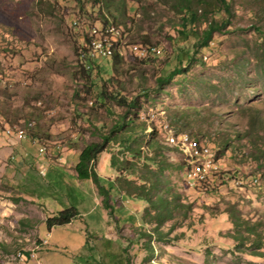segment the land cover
Here are the masks:
<instances>
[{
  "label": "rangeland",
  "instance_id": "1",
  "mask_svg": "<svg viewBox=\"0 0 264 264\" xmlns=\"http://www.w3.org/2000/svg\"><path fill=\"white\" fill-rule=\"evenodd\" d=\"M190 1L198 14L209 11L207 21L196 23L197 31L212 19L226 23L213 33L209 48H196V39L179 33L181 17L188 16L180 7L186 0H84L83 13L78 0H0V264H264V258L236 250L225 212L234 207L264 228V130L261 125L251 129L247 109L255 103V115L264 119V0H226L229 13L219 0ZM97 5L124 24L118 27L126 45L149 36L160 47L157 59L142 63L127 46L115 68L103 58L101 72L84 78V60L76 51L84 25L100 18L92 13ZM178 59L182 71L159 84ZM110 77L117 82L109 83ZM99 86H120L121 96L138 99L140 107L127 116L144 124L145 130H138L147 132L142 151H152L145 142L153 129L159 143L176 148L161 150L171 164L164 174L191 209L168 237L151 241V256L143 248L142 233L150 228L142 217L147 203L115 190L106 207L91 179L75 177L84 143L99 140L97 129L108 130L126 108L97 99ZM74 92L84 100L79 106ZM178 109L195 116L175 123L170 113ZM30 128L38 132L35 143L27 135ZM19 130L22 139L8 133ZM185 133L192 142L183 143L182 151L177 141ZM108 151L117 152L118 146L109 143ZM109 152L99 155L95 171L114 179L118 172L109 165ZM187 154L197 158L193 166L207 168L205 173L214 165L216 178L202 186L188 183L187 176L185 182L176 165ZM230 174L235 181H225ZM72 207L79 216L47 228L48 218Z\"/></svg>",
  "mask_w": 264,
  "mask_h": 264
},
{
  "label": "trees",
  "instance_id": "2",
  "mask_svg": "<svg viewBox=\"0 0 264 264\" xmlns=\"http://www.w3.org/2000/svg\"><path fill=\"white\" fill-rule=\"evenodd\" d=\"M78 1L81 4L80 13H83L82 9H84V0ZM219 1L222 4L223 10L229 13L230 6L226 2V0ZM180 7L185 8L186 12H188V16L183 15L179 22L182 27V29L179 31L180 35L186 34V39L190 41L196 39V41L192 43L195 44L196 48H209V41L211 40L213 33L224 27L226 23L223 22V20L212 19L208 22L206 27L201 32H199L195 29L196 23L199 20L207 21L209 11H207V9H203V11L198 14L197 8L192 6V2L190 0H186V3L182 4ZM92 10L94 11L92 13L96 14L100 18L94 19L93 25L91 23L84 25L85 29L83 30L82 35H80L82 38V44L76 51L79 55H81L82 49H86L85 43L87 44V42L90 41L91 37L89 35H93L91 31L94 26H96L97 28L102 27V29H104L110 24L116 26L117 28L120 25H124L121 23H117L114 17L111 18L110 16L105 15L103 12H101V8L98 5L93 7ZM94 14L91 15L93 16ZM96 21L99 22V25H95ZM188 24L191 25L189 29H187ZM189 31L192 33V35H187ZM93 33H97V30H94ZM106 33L113 36L116 34V31L114 28H109L106 30ZM106 33L105 35L101 34L100 37L103 35V38H101L100 40L98 39V41H94L95 36H93V43L101 42L103 47H106L105 49H107L108 51L107 55H109L111 53L110 48L112 47V44H109L110 40L109 38H107ZM132 43H140V45L147 46L148 49H150V47H153L154 49L160 50V47L158 45L152 44L154 42H151V39L147 35H143L141 41H134ZM105 44H107V46H105ZM126 46L129 47V45ZM183 49L184 48H182L181 50L183 51ZM112 50L113 53L108 57L100 56L95 58L89 57L88 59H86V62L82 63L80 70L83 77L90 79L91 74L94 71L101 72L99 61L103 58H107L109 60V63H111V67L115 68L120 63V61H122V56L116 51V49L112 48ZM151 51L152 50L149 51L146 58L138 60H140L142 63H146L149 61L154 62L161 51L159 53L157 51ZM186 52L187 54H185V57L189 58V51ZM177 63L178 66L171 70L168 75L161 76L157 79L159 84H163L164 82L169 81L173 76L182 71V61L178 59ZM112 81L116 83L117 79L110 77L109 83H113ZM122 92L123 90L120 86H114L112 89H106L104 86H99L95 91L97 99L115 100L117 104L125 105L126 108L125 111L120 115V118L116 119L111 124V127L108 130L104 131L103 128H94L98 130L97 134L99 135V140H91L84 143V146L78 154V158L74 166V172L76 179H91L94 182L99 194L103 196L102 200L106 207L109 206V197L111 192L115 190L121 192L125 196L136 197L138 199L144 200L147 203L144 208L142 217L143 224L148 225L150 228L145 229L142 233L144 236H146V239L143 243V248L147 251L148 255L151 256L154 254L155 250V246L151 245V241H161L164 238L168 237V234L174 229V226L180 223L177 222L179 217H187L188 212L191 209V205L181 199V194L176 190V186L172 185L169 175L164 174V170L166 169V167H171V164L167 163L166 157L163 155L161 150L164 147H168L169 149L172 148L173 150H175V146H170L169 142H164L165 144H163L162 142L159 143L160 140L156 138L157 131L153 129L152 132L147 134V140L145 142V144L147 145L145 146H150V149L153 152L151 151L149 153L142 151L140 146V143H142V134H146L147 132L139 133L138 130L140 129V131H144V124L143 122L139 124V119L136 116L133 118H129L127 116L130 110L135 108L138 110L137 107H140V104L137 98L128 101L125 96H121ZM73 100L77 106H79L78 102H84V100L81 101V98L79 97V94L77 92H74ZM91 103L92 102H90V104ZM88 108H90L88 111H92L93 114L96 115V112H94L91 107ZM247 109L251 115V129H253L255 126L261 125L262 129L264 130V119L260 120L258 116L255 115L256 111H258L255 108V103L250 104ZM79 113H81L82 115H86L85 113H83V111H80ZM191 114L195 116V114L193 113L186 112L185 110L181 111L179 109L172 110V112L170 113L171 118H173L175 123H177L176 121L180 119H187ZM256 119L259 120L256 121ZM19 132H21V130H19L17 133ZM37 133V131L34 132L33 128H30V131L27 134L28 137L33 140V143H35L34 140L35 138H37ZM19 134L24 135L23 133ZM14 135L16 136V133ZM197 140H199V138ZM171 142H173V140H170V143ZM180 142L181 139L177 141L178 144ZM194 142L196 145L201 144L195 140ZM109 143L116 144L118 146V151L110 153L108 151ZM196 147L200 150L203 149L201 146ZM211 148L213 149V147ZM193 150L195 151L196 149ZM41 151L43 152L44 148L41 149ZM103 152L110 153L109 165L114 171L118 172V175L114 179L102 178L95 171L98 157ZM191 158L195 160L194 156H191ZM150 163H152L154 166L152 167ZM176 167H179V169L183 171V179L185 180L188 173L187 171H189L190 168L189 160H182V162H180L179 165H176ZM216 172L217 171H215V166L213 165V167L210 168L209 173L205 174V178L203 180L196 179L197 182H201V184L197 183L196 186H202L203 184H207L209 181L216 178V176L218 175L215 174ZM130 175L134 176V178H137L139 180V183L136 182L135 179L129 178ZM229 178L230 182L235 181V176L232 177L231 174L225 179V181H227ZM254 178L256 177L253 176L252 179L254 180ZM253 180L251 181L253 182ZM182 182L184 185V181ZM203 188L206 189L209 187L204 186ZM235 210L236 209L234 207H229L227 210H225V212L227 213L229 221L232 224L233 232L231 234L229 233V235L235 243L234 245L236 250H246L249 251L247 253L249 255L264 258V251L262 250L264 243V228L261 227V222H252L248 218H243ZM79 215L80 214L78 210L72 207L63 211H59L56 215L48 218L45 224L48 229L53 226L68 225L74 217ZM168 221H171V224H169L166 230H164L163 227Z\"/></svg>",
  "mask_w": 264,
  "mask_h": 264
},
{
  "label": "bare ground",
  "instance_id": "3",
  "mask_svg": "<svg viewBox=\"0 0 264 264\" xmlns=\"http://www.w3.org/2000/svg\"><path fill=\"white\" fill-rule=\"evenodd\" d=\"M109 28H114L115 29V31H116V34L115 35H109V34H107L106 33V30L107 29H109ZM94 30H97V33H93V31ZM91 33L93 34V35H98V28L97 27H94L93 29H92V31H91ZM105 33H106V35H107V38H109V44H112V47L110 48V51H111V53L109 54V55H111L112 53H113V50H112V48L113 49H116V51L122 56L123 55V51H122V49L125 47V42H124V36H123V32H121V29L118 27H116V26H114V25H109V26H107L106 28H104V29H102L100 32H99V36H95V40L94 41H98V39L100 40L101 38H103V35H105ZM101 34H103L101 37H100V35ZM109 35V36H108ZM105 38V37H104ZM106 38V39H107ZM93 41V42H94ZM98 44H100L101 45V47H103V45H102V43L101 42H97ZM105 46H107V44H105ZM104 48V47H103ZM106 48V47H105ZM104 48V49H105ZM129 48L132 50V52L135 54V56L137 57V58H140V59H144L145 57L143 56L142 58H141V53H140V44H136V45H129ZM109 49V48H108ZM150 50H152L151 52H153V51H157V49H154L153 47L151 48L150 47V49H148L147 48V46H145V50H144V54L146 55V53H149V51ZM105 51H106V55L108 54L107 52V49H105ZM151 52H150V54H151ZM81 55H82V52H81ZM109 55H107V57L109 56ZM80 56V55H79ZM80 60H84V63L86 62V59H80ZM19 133H23L22 131L21 132H19ZM19 133H16V137H18V135H19ZM14 134H15V132H14ZM184 135H188V134H184ZM20 136L21 137H23L24 135H22V134H20ZM173 138L174 137H172L170 140H173ZM183 140H184V142H183ZM188 138H187V136H183L182 138H181V142L179 143V145H180V148L182 149V151H184V148H183V146H182V144L183 143H187L188 142ZM192 140H194V139H192ZM197 142H199V141H197ZM200 143V142H199ZM202 144V143H201ZM202 145H204V146H207V145H205V144H202ZM44 148V151H45V147H40L39 148V150H41V149H43ZM43 151V152H44ZM194 151V150H193ZM42 152V151H41ZM194 154H195V156H197L198 157V155H200L199 154V151L198 150H195L194 151ZM188 155V154H187ZM192 156H194V155H192ZM188 157H189V159L187 158V160H189V162H190V168H189V171H187L188 173H187V182L188 183H190V181H192V182H194L196 179H199V180H203L204 178H205V174H207V173H205L206 172V170H207V168H205V167H203V165H201L202 166V168H201V166H199V163L197 162L196 164H194V166H193V161H196V159L197 158H195V160L193 159V158H191L189 155H188ZM203 157V156H202ZM200 158V157H199ZM202 161H204L203 159H201ZM214 161V160H213ZM195 163V162H194ZM214 163H215V161H214ZM206 166V165H205ZM190 173H192L193 174V177H190ZM197 183H200L201 184V182H197V180H196V183L194 184V186H196L197 185Z\"/></svg>",
  "mask_w": 264,
  "mask_h": 264
},
{
  "label": "built area",
  "instance_id": "4",
  "mask_svg": "<svg viewBox=\"0 0 264 264\" xmlns=\"http://www.w3.org/2000/svg\"><path fill=\"white\" fill-rule=\"evenodd\" d=\"M96 27V26H94ZM102 30L101 28H98V35H89L91 37L90 41L87 42V44L85 43L86 49H82V55L78 56V59H88L89 57L91 58H95V57H100V56H107L106 55V51L103 47H101L100 44L98 43H93V36H99V32ZM125 47L126 43H125ZM144 50H145V46L144 45H140V53H141V58L144 56ZM8 133L14 137V139H22L23 137H16L14 135V132L11 133V131H8ZM183 136H187V138H189L188 135H183ZM190 143L192 142L191 139H189ZM211 151V149H210ZM39 152L41 153V150H39ZM210 155V152L207 153V158ZM189 159V157H188ZM190 177H193V174L190 173Z\"/></svg>",
  "mask_w": 264,
  "mask_h": 264
}]
</instances>
